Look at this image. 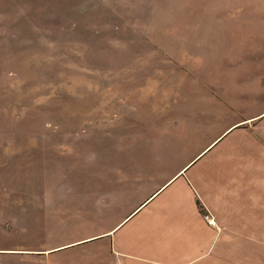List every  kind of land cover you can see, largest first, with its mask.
<instances>
[{
	"label": "rangeland",
	"instance_id": "374dc122",
	"mask_svg": "<svg viewBox=\"0 0 264 264\" xmlns=\"http://www.w3.org/2000/svg\"><path fill=\"white\" fill-rule=\"evenodd\" d=\"M263 71L264 0H0V264L108 228L102 200L136 204L138 162L162 176L191 155L173 106L229 107Z\"/></svg>",
	"mask_w": 264,
	"mask_h": 264
},
{
	"label": "crops",
	"instance_id": "0c3cea01",
	"mask_svg": "<svg viewBox=\"0 0 264 264\" xmlns=\"http://www.w3.org/2000/svg\"><path fill=\"white\" fill-rule=\"evenodd\" d=\"M205 102L173 106L168 127L177 145L192 131L191 155L162 176L138 162L136 204L102 200L108 228L5 253L26 264H264V85L232 91L229 107Z\"/></svg>",
	"mask_w": 264,
	"mask_h": 264
},
{
	"label": "built area",
	"instance_id": "2783aa9c",
	"mask_svg": "<svg viewBox=\"0 0 264 264\" xmlns=\"http://www.w3.org/2000/svg\"><path fill=\"white\" fill-rule=\"evenodd\" d=\"M204 219L206 220V222H207L209 225H211V226H213V225H214V222H213V220H212V219H210L208 216H205V217H204Z\"/></svg>",
	"mask_w": 264,
	"mask_h": 264
}]
</instances>
